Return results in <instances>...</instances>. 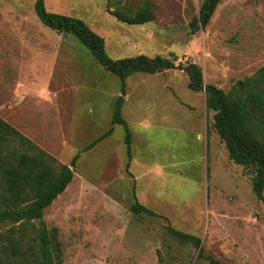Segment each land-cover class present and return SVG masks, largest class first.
<instances>
[{
    "label": "rangeland",
    "instance_id": "rangeland-1",
    "mask_svg": "<svg viewBox=\"0 0 264 264\" xmlns=\"http://www.w3.org/2000/svg\"><path fill=\"white\" fill-rule=\"evenodd\" d=\"M33 1L0 0V109L5 121L69 164L111 126L120 81L73 38L44 27ZM142 1L122 5L135 11ZM147 1L154 18L142 25L118 21L106 0L44 3L50 12L81 18L112 59L168 57L176 45L183 51L176 65L196 63L203 83L224 91L264 64V0H221L192 35L188 25L202 0ZM187 83L179 69L126 79L129 171L124 128L114 125L109 137L80 153L71 182L44 209L46 225L58 228L62 264H211L207 257L264 264V205L252 191V173L228 158L213 113ZM200 114L207 148L194 135ZM134 195L159 216L133 213ZM166 225L198 236L202 254L170 236Z\"/></svg>",
    "mask_w": 264,
    "mask_h": 264
},
{
    "label": "trees",
    "instance_id": "trees-1",
    "mask_svg": "<svg viewBox=\"0 0 264 264\" xmlns=\"http://www.w3.org/2000/svg\"><path fill=\"white\" fill-rule=\"evenodd\" d=\"M221 0H202L198 15L189 22V34L209 23ZM107 11L118 21L142 25L154 18L151 6L143 0L135 11L122 5V0H106ZM37 20L57 33L70 36L84 47L94 61L120 81V94L115 98L110 127L78 151L69 164L58 162L18 129L0 117V264H62L63 252L58 228L48 227L44 209L60 195L73 178V168L80 153L109 137L114 125L124 128L126 169L132 156V134L122 116L126 79L136 73L156 74L179 69L188 76L187 88L203 92L206 110L211 111L212 126L224 144L228 158L252 173L251 188L264 205V64L251 76L235 80L228 91L204 84L200 67L193 62L175 64L177 56L138 54L112 59L104 39L81 18L46 10L44 0L33 1ZM135 214L159 216L150 208L134 201ZM167 233L180 244H192L202 254L200 238L166 225ZM211 264H219L207 257Z\"/></svg>",
    "mask_w": 264,
    "mask_h": 264
},
{
    "label": "crops",
    "instance_id": "crops-1",
    "mask_svg": "<svg viewBox=\"0 0 264 264\" xmlns=\"http://www.w3.org/2000/svg\"><path fill=\"white\" fill-rule=\"evenodd\" d=\"M166 72H168V70L167 71H165V72H162V73H156V74H161V75H163V74H166ZM126 83V82H125ZM201 96H202V105H203V109L206 111V107H205V96H204V93H201V92H198ZM128 94V93H127ZM127 95H125L124 96V103H123V107H122V109L124 108V105H125V103L127 102ZM204 114V113H203ZM206 114V113H205ZM0 117L2 118V119H4V120H6L8 117H6L5 116V114L3 113V111H1V109H0ZM203 120V118H202V114H200L199 115V119H198V121H199V127L194 131V135H195V138L197 139V140H201L202 141V144H203V146L204 147H206L207 148V145H208V141H207V135H206V116H205V118H204V120ZM217 135V134H216ZM131 160H132V158H131ZM130 160V166H132V161ZM130 168V167H129ZM132 175V174H131ZM132 177L133 178H135L136 177V175L134 176V175H132ZM136 196V195H135ZM138 199V198H137ZM138 201H140L139 199H138Z\"/></svg>",
    "mask_w": 264,
    "mask_h": 264
},
{
    "label": "water",
    "instance_id": "water-1",
    "mask_svg": "<svg viewBox=\"0 0 264 264\" xmlns=\"http://www.w3.org/2000/svg\"><path fill=\"white\" fill-rule=\"evenodd\" d=\"M170 51L172 53H174L176 56H180L183 54V51L179 47H177L176 45H171Z\"/></svg>",
    "mask_w": 264,
    "mask_h": 264
}]
</instances>
